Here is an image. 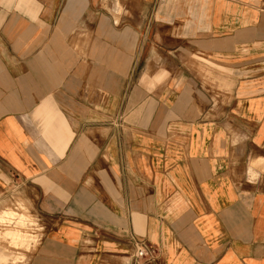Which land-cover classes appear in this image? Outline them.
<instances>
[{
    "label": "crops",
    "instance_id": "obj_1",
    "mask_svg": "<svg viewBox=\"0 0 264 264\" xmlns=\"http://www.w3.org/2000/svg\"><path fill=\"white\" fill-rule=\"evenodd\" d=\"M14 190L25 264H264V0H0Z\"/></svg>",
    "mask_w": 264,
    "mask_h": 264
},
{
    "label": "rangeland",
    "instance_id": "obj_2",
    "mask_svg": "<svg viewBox=\"0 0 264 264\" xmlns=\"http://www.w3.org/2000/svg\"><path fill=\"white\" fill-rule=\"evenodd\" d=\"M44 228L14 190L0 207V264H25Z\"/></svg>",
    "mask_w": 264,
    "mask_h": 264
},
{
    "label": "built area",
    "instance_id": "obj_3",
    "mask_svg": "<svg viewBox=\"0 0 264 264\" xmlns=\"http://www.w3.org/2000/svg\"><path fill=\"white\" fill-rule=\"evenodd\" d=\"M136 255L137 257H143L145 259L144 262L151 260L154 257L153 250L145 246H142V248L137 251Z\"/></svg>",
    "mask_w": 264,
    "mask_h": 264
}]
</instances>
